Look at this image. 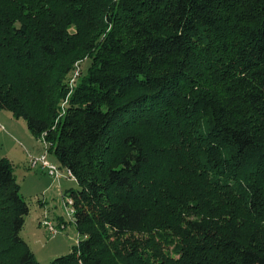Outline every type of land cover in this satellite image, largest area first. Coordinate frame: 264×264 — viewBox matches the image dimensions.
I'll return each mask as SVG.
<instances>
[{"label":"trees","instance_id":"16d2710c","mask_svg":"<svg viewBox=\"0 0 264 264\" xmlns=\"http://www.w3.org/2000/svg\"><path fill=\"white\" fill-rule=\"evenodd\" d=\"M0 110L78 187L49 264H264V0H0ZM28 213L1 158L0 264Z\"/></svg>","mask_w":264,"mask_h":264},{"label":"rangeland","instance_id":"374dc122","mask_svg":"<svg viewBox=\"0 0 264 264\" xmlns=\"http://www.w3.org/2000/svg\"><path fill=\"white\" fill-rule=\"evenodd\" d=\"M89 65L90 60L87 59L76 62L73 70L62 81L66 94L57 104L60 117ZM76 69L77 78L74 76ZM7 114L10 115L11 122L0 120V159L5 158L12 164L16 183L20 186V195L29 209L20 236L38 264H49L58 257L68 255L80 240L72 218L66 214V209L70 208L67 192L78 187L75 180L65 177L63 168H60L56 157L50 153H47V161L60 168L62 176L59 180H53L41 167H28L29 157L41 155L45 147L28 131L24 120ZM48 148L49 144H46V150ZM45 217L58 229L55 237H50L40 225ZM165 242L168 244L164 246L163 253L177 259L174 247L180 246L178 237L169 234Z\"/></svg>","mask_w":264,"mask_h":264},{"label":"built area","instance_id":"2783aa9c","mask_svg":"<svg viewBox=\"0 0 264 264\" xmlns=\"http://www.w3.org/2000/svg\"><path fill=\"white\" fill-rule=\"evenodd\" d=\"M74 76L78 77L77 69L74 71ZM44 137H45V134H42L37 139L39 142L43 143V145L45 147L44 152L37 157H29L30 159L28 161V167L29 168L41 167V169H43L53 180H59L62 176V174L60 173L61 167L60 168L56 167L55 165H53L47 161V153L48 152L46 150V144L48 145V143L45 141ZM63 171L65 172L66 178L75 180L74 176L72 175V173L69 170L63 169ZM69 205H70V208L66 209V214L72 218L73 209L71 207V201L70 200H69ZM40 225H42L44 227V229L47 231V233L50 237H55L58 234V229L56 227H54L53 223L51 221H49L46 217H45L44 221L40 223ZM78 242H77V244H78Z\"/></svg>","mask_w":264,"mask_h":264},{"label":"crops","instance_id":"0c3cea01","mask_svg":"<svg viewBox=\"0 0 264 264\" xmlns=\"http://www.w3.org/2000/svg\"><path fill=\"white\" fill-rule=\"evenodd\" d=\"M7 113L11 114L8 111L0 110V120L6 121L7 123H9V122H11V117ZM11 116L14 117L12 114H11Z\"/></svg>","mask_w":264,"mask_h":264}]
</instances>
